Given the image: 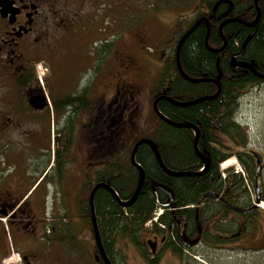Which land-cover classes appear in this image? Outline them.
<instances>
[{
    "label": "flooded vegetation",
    "instance_id": "1",
    "mask_svg": "<svg viewBox=\"0 0 264 264\" xmlns=\"http://www.w3.org/2000/svg\"><path fill=\"white\" fill-rule=\"evenodd\" d=\"M217 1L0 0V264H104L82 188L102 183L122 191L133 181V193L140 170V192L121 207V219L141 206L144 220L134 228L143 264H204L196 255L219 264L213 261L223 253H264V157L242 142L247 134L226 98L264 83V0L218 1L213 11ZM203 12L215 16L209 34L212 26L218 31L209 46L203 41L215 58V73L201 76L212 91L171 96L188 81L160 49L154 68L166 83L146 88L138 79L145 46H175ZM218 88L216 119L205 127L161 110L198 104L166 96L187 102ZM157 94L164 120L151 115ZM166 127L189 132L188 163L170 158ZM143 139L154 142L161 162L145 142L132 157ZM229 160L245 169L251 187L233 168L223 170ZM188 181L196 192L181 198ZM79 188L72 212L66 192ZM101 192L112 197L103 188L95 195ZM75 217L85 221L80 230ZM105 251L113 264L122 256Z\"/></svg>",
    "mask_w": 264,
    "mask_h": 264
},
{
    "label": "trees",
    "instance_id": "2",
    "mask_svg": "<svg viewBox=\"0 0 264 264\" xmlns=\"http://www.w3.org/2000/svg\"><path fill=\"white\" fill-rule=\"evenodd\" d=\"M200 15V14H199ZM202 15H208V12H203ZM211 33L209 34L208 39H212L214 37H217L218 31L216 26L211 27ZM214 30V32H213ZM227 32V30H226ZM235 32V30H230L227 33ZM206 34V28L205 25L201 24L198 27H196L184 40L181 50H180V64L183 68V70L191 75L193 78H203V73H207L208 75H213L215 73V63H214V55L209 53L204 47H203V41ZM258 42H255L256 45ZM171 63L174 64L175 67V61L174 57L171 60ZM175 72H177L176 67L174 68ZM248 81H242V84L246 83ZM199 83V84H198ZM190 83L186 82L184 80H181V87L177 89L178 91H170L171 96L177 94L178 98H181L182 96L187 95H196L205 91H208L206 88L209 87V92L212 91V86L207 83L198 82ZM227 84V83H226ZM241 93L235 92V93H227L226 98L227 102L231 101L234 105L233 107L236 108L238 106L237 104V98L239 97ZM217 99L210 100V101H201L198 102V104L193 105L191 107L187 108H177L173 107L171 105H163L161 106V110H163V113H165L167 116L172 117L174 119L176 118H186L189 121H194L196 118H199L202 124L207 126L210 124V120L216 119V115L218 112L219 107L217 106ZM154 116V115H153ZM156 118V117H155ZM239 130V135L242 134L241 130ZM163 134L166 137L167 143L170 151V158L172 160H178L181 164L188 163L189 160H191V153H190V146L188 142V137L183 136L184 133L188 135V131H182L173 129L170 127H166V129H163ZM242 142L243 138L244 141H246V136L243 134L241 135ZM164 140V138H163ZM169 158V159H170ZM167 158V160H169ZM245 164L250 168V163L248 160L246 161V158H242ZM241 183L243 184V181L241 180ZM133 181H129V183L126 184V187L124 190L120 191L118 188H115L117 193L120 195V197L125 200L126 198L131 195V191L133 190ZM122 188V187H121ZM197 187L193 186L189 181L185 183V186H183V191L181 190L180 197H191L195 194ZM129 193L128 196L126 194ZM96 196V203H95V209H96V216L98 221V226L100 229L101 239L104 245V248L108 251L110 255H113L114 252V242L115 237L118 232L121 230L123 231L124 228H126L128 225L134 226L142 222L144 219L140 218L138 216L139 210H141V206L137 205L136 209H129V214L133 217H130L128 219H121V214L123 213V209L116 203L115 199L107 194L106 192H101L100 194L95 195ZM144 204V203H143ZM142 204V205H143ZM149 206H151V202H147ZM143 219V220H142ZM124 226V228H123ZM132 240H135L132 238ZM135 242V241H133Z\"/></svg>",
    "mask_w": 264,
    "mask_h": 264
},
{
    "label": "rangeland",
    "instance_id": "3",
    "mask_svg": "<svg viewBox=\"0 0 264 264\" xmlns=\"http://www.w3.org/2000/svg\"><path fill=\"white\" fill-rule=\"evenodd\" d=\"M146 2L147 4H152L154 0H146ZM152 46V49L148 46V44L145 46L147 60L150 58L151 62L148 61L147 64H141L138 73V79L140 78L139 82H142L146 87L152 86L156 78V76H154L156 75L154 71L155 68H152L151 66L148 67V64H155V60L157 59V56L155 55L160 48L163 49L161 50V58L171 55L173 45ZM153 51L156 53H153ZM156 65L157 64H155L153 67H156ZM116 66L117 64L114 67L116 68ZM165 83V77L163 76L162 81L158 83V85H164ZM237 109L236 120H239V122L248 130V145L251 148L257 150L259 153H262L264 156V83L257 89H252L251 91L245 89L240 96ZM229 164H233V161H227L224 166ZM262 173L264 177V169ZM79 191L80 188L74 191L66 192L65 203L72 212L75 211V204L77 206L76 198ZM251 196H253V192ZM73 223H75L78 230H80L81 226L85 225V221L83 220L82 223H80L79 220H77V217L73 219ZM89 244H92L91 235L87 237V245ZM117 247L121 250L122 254L121 257L116 256L118 260L117 264H143L137 251L138 248L136 245L130 244L127 239L124 240L122 238H118ZM196 256L198 257L199 261H203L204 264L209 263L211 260L199 255ZM213 262H218L219 264H264V253L260 255H254L251 254L249 250H247L245 253H223L219 254L217 259Z\"/></svg>",
    "mask_w": 264,
    "mask_h": 264
},
{
    "label": "water",
    "instance_id": "4",
    "mask_svg": "<svg viewBox=\"0 0 264 264\" xmlns=\"http://www.w3.org/2000/svg\"><path fill=\"white\" fill-rule=\"evenodd\" d=\"M221 1H227V0H221ZM217 3L214 5V8H213V11L215 10V7H216ZM230 9H228L229 11ZM220 16H218L217 18H220ZM215 18L214 15H210L209 17H202V18H199L198 20L195 21V23L191 26V28H189L183 35L182 37L180 38V40L178 41L177 43V46H176V50H175V60H176V65H177V68H178V71L179 73L181 74V76L187 80L188 82L190 83H198V82H203L206 80V78H192V77H189L187 76L182 68H181V65H180V61H179V52H180V48L185 40V38L196 28L197 25H199L200 23H205L206 24V28H207V32H206V36H205V44L208 45L207 43V38H208V33H209V22L210 20H213ZM219 32L221 33V24L219 26ZM210 50L212 51H217L215 49H211L209 48ZM220 50V49H218ZM219 92V88L218 90L211 96V97H199V98H196L194 100H191V101H187V102H177L175 101L174 99L170 98V97H165L170 103L172 104H177V105H183V106H186V105H189V104H193V103H198V102H201V101H205V100H211L212 98H214L215 96H217ZM153 108L155 110V112L159 115V117L161 118H164V116L159 112L158 108H157V99H155L154 103H153ZM166 119V118H164ZM175 124V123H174ZM176 126H180V124H175ZM197 133V132H196ZM142 142H145V143H148L151 147V149L155 152V155L157 156L158 160L160 161L159 159V156H158V153H157V149L153 143L152 140H149V139H143V140H140L137 145L135 146V148L133 149V153H132V157L134 156V153H135V150L137 148V146L142 143ZM196 139L194 140V148L196 150ZM161 162V161H160ZM179 174V173H178ZM142 181H143V171L140 170V173H139V176H138V181H137V184H136V188L132 194V196L130 197L129 200L127 201H123V200H120L119 197L117 196V194L115 193V191L105 185V184H96L93 189L91 190L90 192V195H89V203H90V210H91V221H92V227H93V232H94V238H95V241H96V244H97V247H98V250H99V253L101 254L103 260H104V264H111L110 261L107 259L105 253H104V250H103V247H102V244H101V240H100V235H99V230H98V227H97V223H96V218H95V214H94V207H93V197H94V194L95 192L97 191V189L99 187H103L105 188L107 191H109L113 197L115 198V200H117V203L121 206H124V207H128L132 204V202L136 199V197L138 196L139 192H140V187L142 185Z\"/></svg>",
    "mask_w": 264,
    "mask_h": 264
},
{
    "label": "bare ground",
    "instance_id": "5",
    "mask_svg": "<svg viewBox=\"0 0 264 264\" xmlns=\"http://www.w3.org/2000/svg\"><path fill=\"white\" fill-rule=\"evenodd\" d=\"M212 96V95H211ZM211 96H206V97H211ZM225 164V163H224ZM223 164V167H225ZM261 205L264 207V203L262 202Z\"/></svg>",
    "mask_w": 264,
    "mask_h": 264
}]
</instances>
